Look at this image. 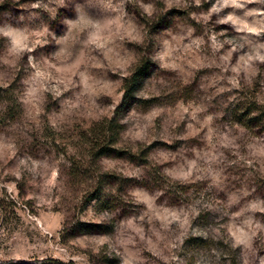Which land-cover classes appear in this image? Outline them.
I'll return each instance as SVG.
<instances>
[{
    "label": "clouds",
    "instance_id": "obj_1",
    "mask_svg": "<svg viewBox=\"0 0 264 264\" xmlns=\"http://www.w3.org/2000/svg\"><path fill=\"white\" fill-rule=\"evenodd\" d=\"M0 200V264H264V0H0Z\"/></svg>",
    "mask_w": 264,
    "mask_h": 264
},
{
    "label": "rangeland",
    "instance_id": "obj_2",
    "mask_svg": "<svg viewBox=\"0 0 264 264\" xmlns=\"http://www.w3.org/2000/svg\"><path fill=\"white\" fill-rule=\"evenodd\" d=\"M103 134V129L101 128H97L93 130V137H89L86 133L81 132L80 133V142L82 144H93L95 146H98L95 143V139L94 138H98ZM85 151H87L85 149ZM72 182H78L83 180L84 178H86L88 176L87 170L84 169H80V168H74L70 173H69ZM28 203V208L31 209V202H27ZM0 210H3L5 212V216H4V222L5 223H9L11 220L16 219L17 218V212H16V208L14 206V204L12 203H6L3 200H0Z\"/></svg>",
    "mask_w": 264,
    "mask_h": 264
}]
</instances>
